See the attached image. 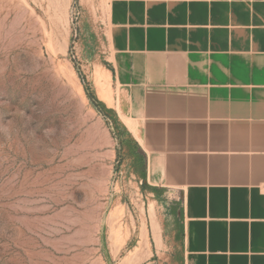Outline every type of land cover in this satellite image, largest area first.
Segmentation results:
<instances>
[{
    "label": "rangeland",
    "instance_id": "rangeland-1",
    "mask_svg": "<svg viewBox=\"0 0 264 264\" xmlns=\"http://www.w3.org/2000/svg\"><path fill=\"white\" fill-rule=\"evenodd\" d=\"M108 3L0 0V264L184 262L109 72Z\"/></svg>",
    "mask_w": 264,
    "mask_h": 264
},
{
    "label": "crops",
    "instance_id": "crops-1",
    "mask_svg": "<svg viewBox=\"0 0 264 264\" xmlns=\"http://www.w3.org/2000/svg\"><path fill=\"white\" fill-rule=\"evenodd\" d=\"M107 22L183 264H264V0H109Z\"/></svg>",
    "mask_w": 264,
    "mask_h": 264
},
{
    "label": "clouds",
    "instance_id": "clouds-1",
    "mask_svg": "<svg viewBox=\"0 0 264 264\" xmlns=\"http://www.w3.org/2000/svg\"><path fill=\"white\" fill-rule=\"evenodd\" d=\"M21 112V115H23L22 110H19Z\"/></svg>",
    "mask_w": 264,
    "mask_h": 264
}]
</instances>
